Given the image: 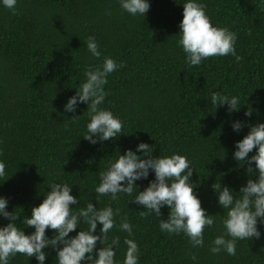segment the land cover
Masks as SVG:
<instances>
[{"label":"trees","instance_id":"1","mask_svg":"<svg viewBox=\"0 0 264 264\" xmlns=\"http://www.w3.org/2000/svg\"><path fill=\"white\" fill-rule=\"evenodd\" d=\"M186 2L148 0L144 17L124 11L120 0H17L16 14L0 0V162L6 165L0 197L8 200L6 210L20 217L18 227H24L20 222L31 216L51 184L67 183L79 199L70 205L74 212L89 202L120 210L108 240L120 237L114 249L117 264H123L127 249L128 233L119 230L125 215L133 231L128 238L139 245L138 264H264V223L259 221L260 238L238 241L235 256L209 250L225 233L224 210L211 185L220 182L236 193L246 185L247 164L234 160L235 144L248 125L264 123V0H197L206 5L213 26L237 33L236 53L242 57L236 62L231 54L213 56L198 66H189L178 44ZM88 36L98 43L99 59L86 47ZM105 56L122 66L107 77L101 107L119 117L123 128L116 138L91 144L83 139L90 122L87 104L78 102L74 113L64 106L85 81V71L102 64ZM213 92L238 97L240 109L230 114L227 104L212 105ZM236 121L244 125L238 132L232 127ZM140 142L151 146L153 156L180 154L190 161L194 191L207 214L216 215L215 225L204 230L203 247L193 248L183 233L160 230L168 206L160 217L141 218L143 206L130 202L135 189L132 196L118 194L117 200L98 198L100 172L126 150L135 152ZM255 154L256 149L249 157ZM154 179L150 170L147 179L135 181L138 191ZM9 222L0 216V227ZM100 228L98 222L94 235ZM46 235L51 238L54 231L46 229ZM44 251V264H58L53 248ZM9 264L39 262L17 253Z\"/></svg>","mask_w":264,"mask_h":264},{"label":"clouds","instance_id":"2","mask_svg":"<svg viewBox=\"0 0 264 264\" xmlns=\"http://www.w3.org/2000/svg\"><path fill=\"white\" fill-rule=\"evenodd\" d=\"M2 3L16 14L17 0H2ZM120 7L132 16L145 17L150 4L148 0H120ZM205 9L206 5L197 0H187L183 4L178 44L187 55L186 62L189 66H198L209 57L229 54L235 57L236 62H240L242 57L237 55L235 48L237 33L227 27L213 26ZM106 14L111 13L106 11ZM86 47L94 57H101L93 36L87 37ZM121 66L115 59L105 56L102 64L85 71V81L64 106L65 112L74 113L78 102L87 104L90 122L83 139L91 144L112 140L122 132V120L101 107L107 95L104 90V86L108 84L107 77ZM211 104L216 107L227 104L230 114L240 109L238 97L230 98L217 92L212 93ZM245 115L251 116L252 111H247ZM76 117L78 116L74 115L72 119ZM243 126L240 121L232 124L233 130L237 132ZM248 127V133L236 142L233 154L237 164H247L249 178L246 185L239 189V193L220 182L211 185L218 196V204L224 210L225 229L223 235L216 236L212 241L209 250L214 255L223 250L228 255L235 256L238 241L259 239L261 235L257 225L258 221L264 223V123ZM254 149L256 154L249 157ZM137 152H142L143 155H137ZM5 168V163L0 162V177L5 176ZM150 170L154 172L155 179L144 190L138 191L135 181L147 179ZM193 172L186 156H153L151 146L140 142L135 152L128 149L123 155L119 154L105 171L100 172V183L95 191L98 198L110 195L112 200H117L118 194L132 196L135 189L137 194L130 202L143 206L145 210L138 212L141 218H147L153 213L160 217L161 208L168 206V216L166 220H160V230L169 235L183 233L193 248L203 247L204 230L215 225L216 215L207 214L202 207L193 183L190 182ZM49 188L43 201L32 207L31 216H25L20 222L24 227L34 228L30 235L25 234L24 227L17 226L20 217L13 211H7L8 200L0 197V216L10 221L6 226L0 227V264H9L10 258L17 253L29 258L35 257L39 264H44L47 257L44 249L47 247L56 251L58 264H117L114 249L119 247L120 237L114 236L110 243L108 240L110 230L117 226L116 217L120 216V210L114 211L111 206L97 208L89 202L86 208L74 212L70 205H78L79 199L71 194L72 186L53 183ZM98 222L102 225L100 235H94ZM81 224L87 225V229H82ZM78 227L80 231L70 237L69 234ZM46 229L54 231L53 237L46 235ZM119 230L127 232L128 237L133 236L132 225L126 215L121 217ZM128 237L124 239L127 249L123 264H138L139 245ZM97 242L101 245L99 249ZM191 258L197 259L194 254Z\"/></svg>","mask_w":264,"mask_h":264}]
</instances>
